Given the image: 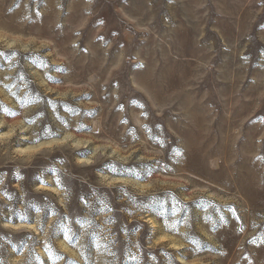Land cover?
<instances>
[{
  "label": "rangeland",
  "instance_id": "obj_1",
  "mask_svg": "<svg viewBox=\"0 0 264 264\" xmlns=\"http://www.w3.org/2000/svg\"><path fill=\"white\" fill-rule=\"evenodd\" d=\"M0 264H264V0H0Z\"/></svg>",
  "mask_w": 264,
  "mask_h": 264
}]
</instances>
